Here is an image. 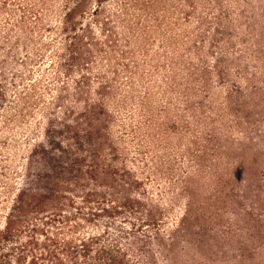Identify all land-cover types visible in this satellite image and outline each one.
<instances>
[{"label": "rangeland", "instance_id": "1", "mask_svg": "<svg viewBox=\"0 0 264 264\" xmlns=\"http://www.w3.org/2000/svg\"><path fill=\"white\" fill-rule=\"evenodd\" d=\"M57 205L82 264H264V0H0V234Z\"/></svg>", "mask_w": 264, "mask_h": 264}, {"label": "trees", "instance_id": "2", "mask_svg": "<svg viewBox=\"0 0 264 264\" xmlns=\"http://www.w3.org/2000/svg\"><path fill=\"white\" fill-rule=\"evenodd\" d=\"M65 200L66 205L71 207V200ZM34 203H37V201ZM30 212L35 213V215L40 214V217H30L29 213H23L19 216L13 228V233L7 236L0 234V264H11L9 260L11 254L8 253L9 247L2 246L3 240H7L15 246L14 251L17 252H15L14 264H64L60 260L59 254L65 256L69 264H82L74 253L67 249L70 242H65L64 237L62 239V252L59 253L57 250L59 235L65 231L68 232L69 227H71L67 224L68 218H63V221L59 219L64 212L62 205L54 206L49 211L34 209ZM59 223L63 224L58 227L56 224ZM38 224H40V227H38ZM9 232L10 230H8ZM23 237H28L27 244L21 243L20 240ZM39 238H43L45 243L40 242Z\"/></svg>", "mask_w": 264, "mask_h": 264}]
</instances>
